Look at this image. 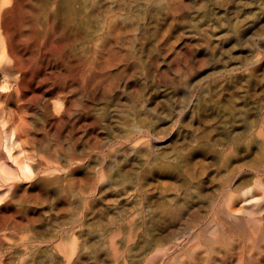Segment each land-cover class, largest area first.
<instances>
[{
  "label": "rangeland",
  "instance_id": "1",
  "mask_svg": "<svg viewBox=\"0 0 264 264\" xmlns=\"http://www.w3.org/2000/svg\"><path fill=\"white\" fill-rule=\"evenodd\" d=\"M236 1L0 0V264H193L218 236L264 264V0Z\"/></svg>",
  "mask_w": 264,
  "mask_h": 264
},
{
  "label": "bare ground",
  "instance_id": "2",
  "mask_svg": "<svg viewBox=\"0 0 264 264\" xmlns=\"http://www.w3.org/2000/svg\"><path fill=\"white\" fill-rule=\"evenodd\" d=\"M240 2H241V0H238V2L236 3L235 6H229L228 9H226V11L227 12H230V13L231 12H234L235 10H233V7H240ZM66 5H68V4H66ZM70 9H68V7H67L66 13L67 12L69 13L70 12L69 11ZM69 14H71V13H69ZM66 15H68V14H66ZM263 22H264V12H261L260 15H259V17L257 18V20L254 23H251V24H249L247 26L248 27V31H252L253 29H255V27L257 26L258 23H259V27H260L261 23H263ZM9 154H10V157L14 156L13 154H11L10 151H9ZM27 170H29V167L26 166L24 168L19 163H18V168L17 169H16V167L13 166V164H10V168L8 170V173H9L8 175H12L14 177V179H15V178H17V177L20 176V173L21 174H24V175H28L27 174ZM79 194H80V192H79ZM77 198H79V196L76 197V199ZM80 199L81 198H79V200ZM76 202H78V201H76ZM76 206H77V203H76ZM78 206H81V205H78ZM227 208H228V212H231V213L233 212V206H231L230 204H228ZM203 209H205V206L201 205V207H199L196 210H200L201 211ZM182 211H183V209H182ZM164 214H165L164 215L165 226H169L170 225L169 223H172L173 219L175 220V222H176V220L178 222H182L183 221V219H181L183 215H182V212H180V211H175V210L174 211H169V210H167V211H165ZM196 215H197V213H196ZM67 217H69V216H67ZM56 218H54V219H56ZM231 219L232 220L230 222H228L229 223V226L223 223V229H224V231H226V230L231 231V232L234 231V233H242L241 235H243L244 232H245V230L243 229L244 227H243L242 217L241 216L231 215ZM180 220H182V221H180ZM184 223L187 224L186 222H184ZM190 224H193V223H189L187 225H190ZM56 229H58V227ZM211 232H212L211 233L212 235H216L217 234V230L216 229H214ZM55 236H57V235H55ZM224 238L218 236L217 238H215V237L212 238V239L211 238H208L204 242L196 241L195 246H193L192 247V250H191V253H193V255H194V258L192 260L193 264H222V263L225 264L226 261H227L228 256L225 259V254L223 255V251H222V249H223L222 247H224L226 245V243L223 242V239ZM57 244H58L57 246H59V247L62 248V245H59V243H57ZM66 245H65L66 247L64 246V248H63L64 249L63 255L65 254V256H68L70 254L69 252L71 250V247L68 246V243ZM61 248H59V249H61ZM165 252H167V250H165V249L158 251L157 254L154 257H152V258H150V259L147 260L146 264H154V261L159 260V258L162 259L166 255ZM57 255L58 254L56 253L54 255V257H53V260H52L53 261V264H59V259H58L59 257ZM161 256H162V258H161ZM224 259H225V262H224ZM162 261H163V259H162ZM158 264H161V263H158ZM166 264H174V263H166Z\"/></svg>",
  "mask_w": 264,
  "mask_h": 264
}]
</instances>
